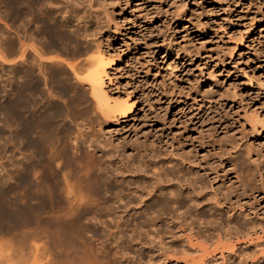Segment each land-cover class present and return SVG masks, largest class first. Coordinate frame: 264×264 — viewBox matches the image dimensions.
<instances>
[{"label":"rangeland","instance_id":"374dc122","mask_svg":"<svg viewBox=\"0 0 264 264\" xmlns=\"http://www.w3.org/2000/svg\"><path fill=\"white\" fill-rule=\"evenodd\" d=\"M66 1L0 0V264H148L158 253L153 229L167 234L165 192L178 185L152 174L169 170L210 183L197 197L208 218L233 207L238 223L258 227L205 264H264V0H75L73 10ZM101 55L109 99L133 101L124 118L103 117L85 84ZM89 122L108 149L134 148L130 171L114 172L87 145L78 151L74 138ZM137 184L150 193L132 192ZM181 238L175 248L189 256ZM237 249L256 259L238 261ZM169 254L151 264H184L183 253Z\"/></svg>","mask_w":264,"mask_h":264},{"label":"bare ground","instance_id":"6f19581e","mask_svg":"<svg viewBox=\"0 0 264 264\" xmlns=\"http://www.w3.org/2000/svg\"><path fill=\"white\" fill-rule=\"evenodd\" d=\"M47 2H52L53 3V1L54 0H46ZM56 1V0H55ZM73 1H75V0H67L66 1V3H67V5L69 4V6L71 7V10H73V4H74V2ZM77 1V0H76ZM75 1V2H76ZM85 1V0H84ZM89 1V0H88ZM80 2V1H79ZM42 3H44V2H42ZM46 3V2H45ZM81 3V2H80ZM89 3V2H88ZM51 4V3H50ZM55 4V3H54ZM56 5V4H55ZM89 5V4H88ZM44 6V5H43ZM58 6V5H57ZM77 6V5H76ZM64 7H65V5H64ZM54 8V7H53ZM91 8V7H90ZM51 13V12H50ZM80 17V16H79ZM97 48H99V47H97ZM100 49V48H99ZM101 51V50H100ZM100 51H97L98 53L100 52ZM102 55H103V53H101ZM100 55V54H99ZM102 55L98 58V60H97V63L96 64H94L93 62V64L95 65L94 67H92L89 71H88V73H86L87 75H86V79H85V84H87L88 86H89V90H90V95H91V97L96 101V103H97V110L100 112V114L101 115H103V117H106V118H109V117H111V118H114V117H119V118H124V117H126V116H128V113H130L131 111H132V109H133V101L132 100H130V101H132V102H128V101H126V102H119V100H113L112 99V101L109 99L110 97H109V94H108V92L107 91H105L104 90V79H106L107 78V74H106V66H107V61L105 62V60H106V58H103L102 57ZM109 55V54H108ZM105 57V56H104ZM93 59H94V57H92ZM89 60H90V58H89ZM95 60V61H96ZM90 61H92V60H90ZM88 64H90L91 65V63L89 62ZM69 65V64H68ZM86 66V65H85ZM72 67V66H71ZM88 70V69H87ZM74 71V70H73ZM75 75H77V74H75ZM85 76V75H84ZM109 77V76H108ZM85 92V91H84ZM87 92V91H86ZM111 98H114V97H111ZM118 99V98H117ZM122 101V100H121ZM92 103V102H91ZM56 108V107H55ZM58 109V108H57ZM97 112V111H96ZM132 113V112H131ZM100 114H98V115H100ZM101 117V116H100ZM98 118V117H97ZM83 119V118H82ZM95 119V118H94ZM87 120V119H86ZM100 120V119H99ZM105 120V119H104ZM108 120V119H107ZM109 120H110V118H109ZM83 121V120H82ZM93 121V120H92ZM80 122V121H79ZM77 123V122H76ZM95 122H89V123H87L88 125H87V127H86V129H83L84 128V125L83 126H81L82 127V129L83 130H80V129H78L79 130V132H78V136L76 137V135H75V137L76 138H74L76 141H77V143L76 144H78L77 145V147L79 148L78 149V151H80V152H82L83 150H82V147L85 145H87V147L88 148H92V149H94V150H96L95 152H98V153H100V155H98V156H100V157H103V158H105V161L108 163V165H110L111 167L115 164V166H114V172L118 169V170H122V169H125V171H127L128 170V168H129V166L130 165H128L129 163L127 162L128 160L127 159H130V158H128L130 155H132V152L134 151V148L133 147H129V150H130V153L128 152L127 153V149H124L125 147H113V148H111V149H108L107 148V146H106V144L103 142V140H101L100 138L101 137H98V134L99 133H97V134H95L94 132H91L92 131V129H93V124H94ZM75 125H77V124H75ZM80 128V127H79ZM99 128V127H98ZM94 130V129H93ZM101 130V129H100ZM99 130V131H100ZM77 131V130H76ZM108 131V130H107ZM69 132V131H68ZM67 132V133H68ZM69 138V137H68ZM67 139V138H66ZM51 140V139H50ZM75 140H73V141H75ZM111 140V139H110ZM48 141V140H47ZM136 141V140H135ZM140 142V141H139ZM107 143V142H106ZM152 143V142H151ZM150 143V144H151ZM74 144V143H73ZM130 144H131V142H130ZM135 144V143H134ZM108 145V144H107ZM114 145V144H113ZM118 145H121V144H118ZM149 145V144H148ZM153 145V144H152ZM221 145V144H220ZM232 145V144H231ZM76 146V145H75ZM109 146V145H108ZM123 146V145H122ZM138 147V146H137ZM66 149V148H65ZM74 149V148H73ZM225 149V148H224ZM57 150H59V149H57ZM56 150V151H57ZM145 150V149H144ZM141 151V152H143V153H141L140 152V154H138L139 156H140V158H141V156H142V158H143V160L145 159L144 157L145 156H148L149 154H147V153H145L146 151ZM207 150V149H206ZM78 151H77V153H78ZM135 151H136V149H135ZM138 151V150H137ZM136 151V152H137ZM183 151V150H182ZM227 151H229V150H226V152ZM233 151V150H232ZM65 152V151H64ZM76 152V151H75ZM75 152H74V154H75ZM224 152V151H223ZM76 153V159L77 160H81V158H82V154L81 153H78L77 154ZM83 153V152H82ZM134 153V152H133ZM171 153V152H170ZM169 153V154H170ZM213 153V152H212ZM218 153V152H217ZM221 153V152H220ZM62 154V153H61ZM66 154V153H65ZM153 154V153H152ZM172 154H173V152H172ZM188 154V153H187ZM84 155V154H83ZM87 155V154H86ZM212 155H214V154H212ZM224 155V154H223ZM64 156V155H63ZM134 156V155H133ZM172 156V155H171ZM174 156H175V154H174ZM184 156V155H183ZM182 156V157H183ZM186 156H189V155H186ZM205 156V155H204ZM225 156V155H224ZM68 157L69 156H67V160H68ZM131 157V156H130ZM149 157V156H148ZM206 157V156H205ZM214 157V156H213ZM232 157V156H231ZM84 158V157H83ZM134 158V157H133ZM152 157H150V159H151ZM171 158V157H170ZM229 158V157H228ZM60 159V158H59ZM154 159V158H153ZM156 159V158H155ZM230 159H232V158H229V160ZM97 160V159H96ZM131 160V159H130ZM130 160H129V162H130ZM138 160V159H137ZM142 160V159H141ZM140 160V161H141ZM201 160H202V158H201ZM69 161V160H68ZM70 161H71V159H70ZM72 161H74L73 160V158H72ZM136 161V160H135ZM180 161V160H179ZM232 161V160H231ZM65 162V161H64ZM138 162V161H137ZM152 162V161H151ZM182 162V161H181ZM191 162V161H190ZM61 163V162H60ZM66 163V162H65ZM71 163V162H70ZM69 163V164H70ZM96 163V162H95ZM172 163V162H171ZM233 163V162H232ZM67 164V163H66ZM91 164V163H90ZM131 164V163H130ZM135 164H136V162H135ZM143 163H141V165H142ZM193 164V163H192ZM195 164V163H194ZM71 165H72V163H71ZM80 164H78V166H79ZM105 165V164H104ZM138 165V164H137ZM169 165V164H168ZM174 165V164H173ZM199 165V164H198ZM207 165V164H206ZM209 165H210V163H209ZM212 166H213V164H211ZM65 166H67V165H65ZM70 166V165H69ZM138 166H140V165H138ZM143 166V165H142ZM151 166V165H150ZM167 166V165H166ZM233 166V165H232ZM72 167V166H71ZM81 167V166H80ZM109 167V166H108ZM137 167V166H136ZM141 167V166H140ZM139 167V169H141ZM174 167V166H173ZM200 167H202V166H200ZM210 167V166H209ZM234 167V166H233ZM105 168H107V167H105ZM132 168V167H131ZM189 168V167H188ZM206 168V167H205ZM211 168H215V166L214 167H211ZM230 168V167H229ZM74 169H75V167H74ZM73 169V170H74ZM85 169V168H84ZM91 169H92V167H91ZM102 169V168H101ZM138 169V168H137ZM138 169V170H139ZM143 169V168H142ZM171 169V168H170ZM231 169V168H230ZM68 170V169H67ZM70 170V169H69ZM76 170L77 171H79L78 170V168H76ZM88 170V169H87ZM90 170V169H89ZM103 170H104V167H103ZM135 170V169H134ZM157 170V169H156ZM175 170V169H174ZM204 170V169H203ZM212 170V172H213V169H211ZM215 170V169H214ZM224 170H225V168H224ZM223 170V171H224ZM71 171V170H70ZM81 171V170H80ZM108 171V170H107ZM123 171V170H122ZM128 171H130V170H128ZM145 171V170H144ZM143 171V172H144ZM75 173H76V171H74ZM89 172V171H88ZM105 172V171H104ZM165 172V171H164ZM178 172V171H177ZM177 172L175 171H173V170H169L168 172H166V173H164V174H162V173H156V172H153V174H152V176H153V180H152V183H153V181H155V182H158L159 183V181L160 180H162V178L163 179H165V180H167V181H176L177 182V184L179 185V188H181L182 189V187L184 188V186H188L187 188H188V192L189 193H187L188 195H184V193L183 192H181V191H179V189H177V187H178V185H177V187H175V188H171L170 190H168L167 192H165L166 193V198H165V205L167 206V212L165 211V209L164 208H162L161 207V209L160 210H164L165 211V213H168L167 215V218L165 219L166 220V222H165V225H166V233L167 234H165L166 236H164V237H162V235H164V231H163V233L160 231V229H158V228H154L153 229V231L152 232H154V233H152V240H153V245H154V247H156L155 249H157V254L155 255L154 254V258H151V259H149L148 260V262H146V263H148V264H151V263H155V262H157L158 263V261H164V260H166L168 257H170L171 255L169 254L170 252H173V253H183L184 254V257L182 256V259H183V262H184V264H205V263H210L211 261V259L209 258V259H206L207 257L206 256H208V257H210L209 255L210 254H212V253H214V252H216L217 250H219V245H221V247H222V249H221V255L220 256H222V250L224 249V250H230L231 248L233 249V247H234V244L232 243V242H228V243H224V241H228L229 239H232V237L233 238H235V240L237 241V240H239V239H237L239 236L240 237H243V236H248L249 234H250V230H255L256 228H258V227H255V229H254V227L252 228V226H250V225H248L247 223L245 224V223H243V224H241L242 222H241V220L239 221L240 223H238L237 221H238V219H237V221H236V219H235V215H237V213L235 214V212L234 213H232V214H230L233 210H232V208H231V210H227V211H221V208H220V210L218 209H215V211H216V213H215V215H214V217L212 218H208L206 215H205V213H204V211L205 210H203L202 208H198L197 206H201V205H198V204H200V202L198 201V196H199V193H201L202 194V192H204L205 193V189H206V187H208V186H210V183H209V185L208 186H206V184H205V181H204V179H203V177L202 178H200V177H195V173H197V172H192L193 174H195V175H190V176H192V177H190V176H188V177H185V176H187V175H185V176H179V174H177ZM185 172V171H184ZM190 172V171H189ZM210 172V171H209ZM215 172V171H214ZM225 172V171H224ZM227 172V171H226ZM74 173V174H75ZM82 173H83V171H82ZM118 173V172H117ZM183 173V172H182ZM57 174V173H56ZM63 174V173H62ZM65 174V173H64ZM77 174V173H76ZM76 174H75V176L74 177H76ZM93 174V173H92ZM107 174V173H106ZM149 174V173H148ZM198 174V173H197ZM200 174V173H199ZM224 174V173H223ZM235 174V173H234ZM71 175H73L72 173H71ZM96 175V174H95ZM182 175V174H181ZM222 175V174H221ZM56 176V175H55ZM65 176V175H64ZM147 176V175H146ZM195 178H194V177ZM44 177H45V175H44ZM42 178V180L44 179V183L42 182V186H43V184H44V187H45V190H44V194H43V196L45 195V197H46V195L47 194H49V196H50V192H48V191H46L48 188L46 187V185H47V183H48V187L50 188V181L49 180H46L45 178ZM46 177H48V176H46ZM66 177V176H65ZM69 177V176H68ZM81 177H83V176H81ZM86 177V176H85ZM87 177H88V175H87ZM97 177V176H96ZM235 178H237V176H234ZM50 178V177H49ZM49 178H47V179H49ZM54 178V177H53ZM67 178V177H66ZM71 178V177H70ZM84 178V177H83ZM83 178H81V179H83ZM216 178V177H215ZM50 179H52V177L50 178ZM58 179V178H57ZM63 179H64V177H63ZM80 178H79V180H81ZM97 179V178H96ZM110 179V178H109ZM127 179V178H126ZM125 179V180H126ZM53 180V179H52ZM86 180V179H85ZM90 181H91V179H89ZM88 180V181H89ZM94 179L92 178V181H93ZM121 180V179H120ZM143 180V179H142ZM206 180V179H205ZM211 180V179H210ZM214 180V179H213ZM216 180V179H215ZM233 180V179H232ZM48 181V182H47ZM56 181V179L55 180H53V182H55ZM64 181V180H63ZM67 181V180H66ZM70 181V180H69ZM89 181V182H90ZM108 181V180H107ZM110 181V180H109ZM128 181V180H127ZM228 181H230V179L228 180ZM235 181L237 182V180L235 179ZM234 181V182H235ZM81 182V181H80ZM84 182H86V181H84ZM94 182H95V180H94ZM96 182H98V180L96 181ZM118 182V181H117ZM116 182V183H117ZM133 182V181H132ZM145 182V181H144ZM149 182V181H148ZM166 182V181H165ZM175 182V183H176ZM233 181H232V183H234ZM56 183V182H55ZM101 183H103V182H101ZM107 183H110V182H107ZM123 183H125V181L123 182ZM126 183H129V182H126ZM137 183V182H136ZM136 183H134V184H136ZM151 183V182H150ZM238 183H240V182H238ZM91 184V183H90ZM97 184V183H96ZM115 184V183H114ZM130 184V183H129ZM132 184V183H131ZM130 184V185H131ZM161 184V183H160ZM52 185V184H51ZM67 185V184H66ZM72 185V184H71ZM126 185H128V184H126ZM147 185V184H146ZM218 185V184H217ZM224 185H226V184H224ZM54 186V185H53ZM110 186V185H109ZM154 186H155V184H154ZM154 186H153V188H154ZM228 186V185H227ZM231 186V185H230ZM69 187V186H68ZM68 187H67V189H68ZM70 187H72V186H70ZM73 187H75V186H73ZM72 187V188H73ZM80 187V186H79ZM100 187V186H99ZM106 187V186H105ZM135 187V189H133L132 190V192L135 190V192L137 193V192H141V193H139L140 194V196L141 195H143L144 193H146V192H148V188H146V186H145V184L144 185H138L137 184V186H134ZM152 187V186H151ZM213 187V186H212ZM216 187V186H215ZM221 187V186H220ZM231 187H235L234 185L233 186H231ZM47 188V189H46ZM104 188V187H103ZM113 188V187H112ZM116 188V187H115ZM120 188V187H119ZM219 188V187H218ZM236 188H238V187H236ZM128 189V188H127ZM132 189V188H131ZM148 189V190H147ZM157 189V188H156ZM205 191H204V190ZM209 189V188H208ZM235 189V188H234ZM69 190V189H68ZM68 190L66 191V192H68ZM112 190V189H111ZM136 190H138V191H136ZM160 190V189H159ZM187 190V189H186ZM203 190V191H202ZM212 190V189H211ZM215 190H216V188H215ZM226 190H228V189H226ZM225 190V191H226ZM236 190V189H235ZM70 191V190H69ZM153 191V190H152ZM219 191V190H218ZM218 191H215V192H218ZM222 191V190H221ZM221 191H220V194H223V193H225V192H223V193H221ZM243 191V190H242ZM73 192V191H72ZM134 192V193H135ZM160 192V191H159ZM163 192V193H164ZM193 193V195L194 196H191L192 194L191 193ZM229 192H230V189H229ZM236 192V191H235ZM244 192V191H243ZM77 193H79V192H77ZM148 193H150V192H148ZM213 193V192H212ZM219 193V192H218ZM217 193V194H218ZM227 193V192H226ZM70 194V193H69ZM74 194V193H73ZM132 193H130L129 195H131ZM147 194V193H146ZM162 194V193H161ZM190 194V195H189ZM208 194V193H207ZM228 194V193H227ZM236 195H237V193H235ZM58 195H59V193H58ZM77 195V194H76ZM79 195V194H78ZM145 195V194H144ZM211 195H213V194H211ZM219 195V194H218ZM48 196V195H47ZM62 196V195H61ZM69 196V195H68ZM122 196V195H121ZM124 196V195H123ZM127 196V195H126ZM139 196V197H140ZM203 196V195H202ZM205 196H207L206 194H205ZM220 196V195H219ZM224 196V195H223ZM228 196V195H227ZM230 196V195H229ZM228 196V197H229ZM239 196V195H238ZM238 196H236L237 197V199L235 198V200L234 199H232V200H234L235 202H236V200H238L239 199V197ZM243 196V195H242ZM72 197V196H71ZM80 197H82V196H80ZM143 197V196H142ZM152 197H153V195H152ZM204 197V196H203ZM217 198H218V196H216ZM221 197V196H220ZM234 197H235V195H234ZM241 197V196H240ZM118 198H120V196L118 197ZM122 198V197H121ZM133 198V197H132ZM188 199V200H186V201H188V202H190L192 205H194V210H192V206H189L190 208H185V209H183V207H185L186 205H184V199ZM206 198V197H205ZM209 198V197H208ZM212 198H214L213 196H212ZM217 198H215V201L216 202H218V203H220L218 200L219 199H221V198H219V199H217ZM225 198H227V197H225ZM230 198V197H229ZM44 199V198H43ZM46 199H47V197H46ZM138 199V198H137ZM140 199H141V197H140ZM154 199V198H153ZM200 199V198H199ZM202 199V198H201ZM207 199V198H206ZM205 199V200H206ZM210 199H211V197H210ZM210 199L209 200H206L205 202H209L210 201ZM231 199V198H230ZM62 200V199H61ZM79 200V199H78ZM81 200V199H80ZM124 200V199H123ZM127 200H130L129 198L127 199ZM142 200H144V199H142ZM214 200V199H213ZM213 200H211V201H213ZM223 201H224V197H223V199H222ZM227 200H228V198H227ZM151 201V200H150ZM202 201V200H201ZM231 201V200H230ZM78 202V201H77ZM118 202V201H117ZM203 202V201H202ZM214 202V201H213ZM216 202H214V205H215V203ZM222 202V201H221ZM225 202V201H224ZM223 202V203H224ZM233 202V201H232ZM232 202H229V203H232ZM234 202V203H235ZM120 203H121V200H120ZM119 203V204H120ZM128 203H129V201H124L123 203H122V209H121V212H126L127 211V208H128ZM131 203V202H130ZM140 203V202H139ZM149 203V202H148ZM162 203V202H161ZM160 203V204H161ZM211 203V202H210ZM73 204V203H72ZM132 204V203H131ZM150 204V203H149ZM188 204V203H187ZM204 204V203H203ZM207 204L208 203H206L205 205L207 206ZM213 204V203H212ZM237 204V203H236ZM241 204V203H240ZM135 205V204H134ZM134 205H133V207H134ZM137 205V204H136ZM163 205H164V203H163ZM219 205V204H218ZM221 205H223V204H221ZM230 205V204H229ZM228 205V206H229ZM233 205V204H232ZM242 205V204H241ZM43 206V205H42ZM87 206H88V204H87ZM143 206V205H142ZM145 206V205H144ZM155 206V205H154ZM166 206H164V207H166ZM211 206H213V205H211ZM206 207V208H210V210H212V208H214V207ZM231 206V205H230ZM47 207V206H46ZM109 207V206H108ZM204 207V206H203ZM217 207V206H216ZM70 208V207H69ZM97 208V207H96ZM148 208H150V207H148ZM148 208H144L142 211L145 213V215H154L155 213H156V215H157V212H155V210L154 211H151V210H149ZM229 208V207H228ZM227 208V209H228ZM79 209V208H78ZM81 209V208H80ZM79 209V210H80ZM111 209V208H110ZM114 209V208H113ZM130 209V208H129ZM156 209H157V206H156ZM181 209H183L182 211H181ZM222 209H223V207H222ZM75 210V209H74ZM76 210H77V208H76ZM131 210V209H130ZM160 210H158V214L160 215V213H161V211ZM68 211V210H67ZM95 211V210H94ZM103 211V210H102ZM164 211H162V212H164ZM231 211V212H230ZM110 212H112V211H110ZM160 212V213H159ZM209 212V211H208ZM213 212V211H212ZM115 213V212H114ZM116 213H118V212H116ZM135 214V213H134ZM141 214V213H140ZM162 214V213H161ZM209 214V213H208ZM56 215V214H55ZM73 215V214H72ZM111 215H113V212H112V214ZM121 215V214H120ZM162 215H164V214H162ZM239 215V214H238ZM114 216V215H113ZM116 216V215H115ZM241 216V215H240ZM242 216H244L243 215V213H242ZM241 216V217H242ZM109 217V216H108ZM117 217V216H116ZM119 217V216H118ZM154 217V216H153ZM156 217H160V216H156ZM156 217H155V219H153L152 217H151V219H153V220H156ZM112 218H114V217H112ZM240 218V217H239ZM244 218V217H243ZM249 218V217H248ZM52 219V218H51ZM72 219V218H71ZM118 219V218H117ZM245 219H247V215H246V218ZM75 220H77L78 221V219H75ZM109 220V219H108ZM110 220H112L111 218H110ZM126 220V219H125ZM244 220V219H243ZM242 220V221H243ZM117 221V220H116ZM149 221V220H148ZM152 221V220H151ZM71 222H72V220H71ZM118 222H119V220H118ZM117 222V223H118ZM126 222V221H125ZM124 222V223H125ZM243 222H245V221H243ZM254 222V221H253ZM77 223V222H76ZM121 223H122V221H121ZM151 223V222H150ZM155 223V222H154ZM43 224V223H42ZM82 224V223H81ZM120 224V223H119ZM141 224V223H140ZM47 225V224H46ZM73 225V224H72ZM150 225V224H149ZM158 225V224H157ZM164 225V226H165ZM261 225V224H260ZM152 226H154V225H152ZM156 226V225H155ZM255 226V225H254ZM116 227H118V224L116 225ZM151 227V226H150ZM162 227V226H161ZM93 228V227H92ZM152 228V227H151ZM260 228H263L262 226L260 227ZM59 229V228H58ZM118 229H119V227H118ZM264 229V228H263ZM102 230V229H101ZM125 230V229H124ZM261 231H262V229H261ZM101 232V231H100ZM138 232V231H137ZM253 232V231H252ZM251 232V233H252ZM119 233V232H118ZM179 233V234H178ZM214 233H216V238L214 237L213 238V234ZM254 233H256V232H254ZM138 234H139V232H138ZM143 234V233H142ZM42 235V234H41ZM149 235V234H148ZM154 235V236H153ZM176 235H178V236H182V238H181V242L183 241H185V245L187 244L188 246H190L191 247V249H193L192 251H191V253L190 254H188L189 256H185L187 253H188V251H186L185 252V250L184 249H176L175 248V244H174V241H173V239H174V237L175 238H177L178 236H176ZM77 236V235H76ZM83 236V235H82ZM138 236V235H137ZM139 236H141V235H139ZM139 236H138V238H139ZM251 235H249V237H250ZM42 237V236H41ZM122 237V236H121ZM166 237H169L170 238V240H168V238H166ZM119 238V237H118ZM136 239V240H138L139 241V243L142 241V238H139V239ZM165 239H167V240H165ZM245 239V238H244ZM135 240V239H134ZM133 240V241H134ZM148 240V239H147ZM199 240V241H198ZM248 240V239H247ZM65 241V240H64ZM84 241V240H83ZM180 241V240H179ZM245 241V240H244ZM250 240H248V242H249ZM251 241H252V239H251ZM259 241V240H258ZM82 242V241H81ZM143 242H145V241H143ZM150 242V241H149ZM203 242H205L204 244L206 245V242H208V244L210 245V243L209 242H211V243H215V247L214 248H212V250L210 249H207V248H205V245L204 246H202L203 245ZM223 242V243H222ZM241 242V241H240ZM256 242V241H255ZM264 242V241H263ZM46 243V242H45ZM57 243V242H56ZM84 243V242H83ZM112 243V242H111ZM151 243V242H150ZM213 243V244H214ZM250 243V242H249ZM258 243V242H257ZM141 244H142V242H141ZM144 244V243H143ZM179 244V243H178ZM152 245V244H151ZM186 245V246H187ZM45 246V245H44ZM83 246V245H82ZM49 247V246H48ZM87 247V246H86ZM90 247V246H89ZM153 247V248H154ZM179 247V246H178ZM184 247V246H183ZM192 247H194V248H192ZM207 247V246H206ZM238 247V246H237ZM82 248V247H81ZM81 248H79V249H81ZM228 248V249H227ZM249 248V247H248ZM85 249V248H84ZM115 249V248H114ZM188 249V248H187ZM241 249V248H240ZM239 249V250H240ZM264 249V248H263ZM239 250L237 249V254H236V252H235V256H237V258H238V261L241 259H243V258H241L240 256H241V254L243 255L244 253L245 254H247L246 252H241V254H240V252H239ZM247 250V249H246ZM245 250V251H246ZM92 251V250H91ZM85 252V251H84ZM125 253V252H124ZM154 253V252H153ZM186 253V254H185ZM250 253V252H249ZM248 253V254H249ZM85 254V253H84ZM191 254L193 255V256H191ZM194 254H196L197 255V257H198V259L194 256ZM248 254L247 255H244V256H246L247 257V259H246V261L248 260ZM122 255H124V254H122ZM213 255V254H212ZM173 256H174V254H173ZM217 256V255H216ZM232 256H234V255H232ZM243 256V257H244ZM263 256V255H262ZM153 257V256H152ZM215 257V256H214ZM227 257V256H226ZM253 257V256H252ZM252 257H250L251 259H252ZM80 258V257H79ZM96 258V257H95ZM124 258H125V256H124ZM139 258V257H138ZM233 258V257H232ZM245 258V257H244ZM249 258V259H250ZM262 258V257H261ZM264 258V257H263ZM236 259V258H235ZM251 259H250V262H251ZM253 259H256V258H253ZM252 259V260H253ZM41 260V259H40ZM130 260V259H129ZM128 260V261H129ZM140 260V259H139ZM245 260V259H244ZM43 261V260H42ZM52 261V260H51ZM58 261H60V260H58ZM68 261V260H67ZM143 261V260H142ZM142 261H138V262H142ZM237 261V260H236ZM243 261V260H242ZM241 261V262H242ZM249 261V260H248ZM54 262V261H53ZM61 262V261H60ZM65 262H66V259H65ZM130 262V261H129ZM218 262V261H217ZM58 263V262H57ZM66 263H68V262H66ZM128 263V262H127ZM126 262H125V264H127ZM136 263V262H135ZM142 263H144L145 264V262H142ZM238 263H240V262H238ZM244 263V262H243ZM246 263V262H245ZM75 264H77V262H75ZM81 264V263H80ZM138 264H140V263H138ZM236 264V263H235ZM251 264H255V262L253 261Z\"/></svg>","mask_w":264,"mask_h":264}]
</instances>
